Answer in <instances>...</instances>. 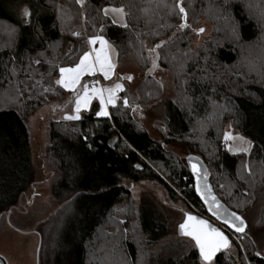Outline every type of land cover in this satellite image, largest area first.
I'll list each match as a JSON object with an SVG mask.
<instances>
[{
  "label": "trees",
  "instance_id": "obj_1",
  "mask_svg": "<svg viewBox=\"0 0 264 264\" xmlns=\"http://www.w3.org/2000/svg\"><path fill=\"white\" fill-rule=\"evenodd\" d=\"M178 3L0 0V216L35 181L29 118L48 103L65 111L82 92L81 87L69 92L56 80L60 67L79 62L89 37H104L116 50V80L125 85L110 118L96 116L100 105L94 101L80 119L50 120L44 159L54 173L51 196L56 202L70 199V205L41 224L38 264H205L194 242L175 239L155 206L138 204L129 186L158 183L171 200L182 199L207 215L186 158L166 150L171 143L204 160L218 197L243 217L264 186V52L257 63L246 59V52L264 47V0H183L185 30ZM107 6L123 8L127 27L103 13ZM25 9L30 16L22 14ZM202 19L214 30L195 47L192 24ZM171 37L159 50L158 69L173 74L176 99L165 103L166 134L155 140L135 122L130 104L162 98L161 82L143 74L133 95L130 81L120 75L130 74L124 70L134 65L145 73L155 57L149 50ZM226 125L252 142L250 152L227 150ZM121 201L137 228L134 236L127 233L131 237L114 214ZM257 229L264 233V208ZM224 231L230 241L237 236ZM238 237L237 256L223 251L212 264H264L248 231Z\"/></svg>",
  "mask_w": 264,
  "mask_h": 264
},
{
  "label": "rangeland",
  "instance_id": "obj_2",
  "mask_svg": "<svg viewBox=\"0 0 264 264\" xmlns=\"http://www.w3.org/2000/svg\"><path fill=\"white\" fill-rule=\"evenodd\" d=\"M105 8L109 9L107 16L115 24L119 26L126 24L124 11L123 14L113 12L111 9L118 7L107 6L103 8V13ZM22 14H24L23 11ZM192 25L194 45L199 47L211 36L214 26L207 19H202ZM199 29H204V31L199 32ZM263 50L264 47L249 50L246 52V59H254L257 63V60L262 58ZM66 52L67 49L64 53ZM125 71L137 76L135 80L128 84L130 92L136 95L141 85L140 77L143 76L144 70L134 65L128 70L125 69ZM157 71L154 77L162 84L163 97L152 103L135 100L130 105L131 108L134 106L131 111L135 122L148 131L155 140H162L166 134L165 121L168 116L165 103H168V99H176V88L173 80L174 76L170 71L162 69ZM5 94L9 95L10 92ZM73 103L62 112L54 111L55 106L50 103L45 104L42 109L29 118L31 151L36 177L32 186L21 196L19 203L9 214L0 216V257L3 259L0 264H38L40 242L38 230L41 224L59 213L69 211L70 199L56 202L51 196L54 173L48 168L44 159V148L48 141L50 120L64 119L65 116L69 115ZM225 134H228V139H225ZM223 139L227 150L231 153H248L252 148V142L230 125L224 127ZM166 150L175 154L180 160H185L189 154L181 143H171L166 147ZM153 153L155 156H160L159 153ZM129 186L131 187L132 196L138 204L147 202L155 206L159 215L168 222L172 236L175 239H182L179 235V225L185 221L186 214L205 216L202 210L193 206V204H189L182 199L171 200L167 191L158 183L143 181L129 184ZM263 208L264 186L257 192L252 208L244 215L248 223V235L254 240L257 248L256 252L260 253V257H264V233L257 229V224ZM114 214L121 220L126 234L130 233L134 236V231L137 228L127 220L124 201L116 203ZM233 235L235 236V234ZM235 239L242 243L241 238L237 235L234 240L230 241V247L225 251L237 256Z\"/></svg>",
  "mask_w": 264,
  "mask_h": 264
},
{
  "label": "snow or ice",
  "instance_id": "obj_3",
  "mask_svg": "<svg viewBox=\"0 0 264 264\" xmlns=\"http://www.w3.org/2000/svg\"><path fill=\"white\" fill-rule=\"evenodd\" d=\"M76 3L83 6L84 0H76ZM179 7V12L182 14V19L186 21L187 13L185 12L184 7L177 5ZM113 12L123 14V8H113ZM109 9H104V14H108ZM25 17L30 16V13L27 9L24 10ZM127 27V24L124 25ZM186 27V22L180 24V28ZM199 32H203L204 29H199ZM73 35H79V33L74 32ZM99 44V48L96 45ZM87 45H89V50H85L82 56L79 57V62L75 64L74 67H60L59 68V79L56 80V84L61 87L75 91L77 86H81L82 94L77 92L76 101H75V113L74 116H65L66 120L80 119L79 113L81 112L82 107L87 108L90 101L93 98L99 100L100 110L96 112L98 117H108L110 113L106 110L108 105L116 106L117 92L122 90V85L116 83L114 87L110 88H98L93 86L91 90L87 84L81 85V78L85 74L95 75L97 72L101 73L105 79L110 77V74L113 71L114 65L111 62L110 50L111 46L108 45V42L101 36H92L88 38ZM107 45V47H106ZM162 45L158 44L155 48L150 49L149 51L154 52L156 48H160ZM127 79H132L127 77ZM124 105H128L127 98H124ZM228 134H225V139H228ZM193 172L197 171V165L192 164ZM199 186H197V192H200ZM207 195L201 193L203 199L208 204L209 211H212L213 214L217 215L218 218L223 219L224 223L229 227L234 228L235 232L243 233L245 230V221L232 213L230 218L222 215L223 212H226V209L219 204L214 196L211 195L210 190L205 189ZM211 197V199H209ZM238 221V223H237ZM180 234L184 237H190L191 240L195 242L196 248L199 250L200 258L205 262V264H212L213 258L221 249H226L230 247L228 237L220 230L213 228L209 225L208 221L199 219L193 215H187L184 223L179 225ZM257 256L260 253L256 254Z\"/></svg>",
  "mask_w": 264,
  "mask_h": 264
},
{
  "label": "water",
  "instance_id": "obj_4",
  "mask_svg": "<svg viewBox=\"0 0 264 264\" xmlns=\"http://www.w3.org/2000/svg\"><path fill=\"white\" fill-rule=\"evenodd\" d=\"M182 2H183V0H179L178 4L183 7ZM185 12H186V10H185ZM187 19H188V15L186 17V21L182 19V23L186 22V27L180 28V30H185L187 28V26H188ZM171 39H172V37L170 39H168L167 41H162V42L158 43V44H160L162 46L160 48H156V50L154 51L155 57L152 59L150 67L144 73V78L145 79L152 78L156 74V72L158 70V67H159V61H160L159 50L164 45H166ZM158 44H156V45H158ZM127 77H131L132 79L129 80V79H127ZM120 79L123 80V81H130L131 82V81H133L135 79V76L132 75V74H125V75H120ZM193 163H195L197 165V171L195 173L193 172V169H192V164ZM186 164H187V166H188V168H189V170L191 172V175L193 177L194 191H195L198 199L200 200V202L202 203V205L206 209L207 215L202 216V215L186 214L185 220L187 218V215H193V216H196L199 219H203V220L208 221V223H209V225L211 227L222 231L226 236H227V234H226V232L224 230H226V231H228V232H230L232 234L238 235V236L244 235L248 231V223H247L246 219L243 216H241L238 213H236L235 211L231 210L218 197L217 193L214 190L212 182H211V173L209 171V168H208L207 164L204 162V160L198 155L191 154V155H189L186 158ZM197 186H199V188L201 190L200 192H197ZM206 187H207L208 190H210L211 195L216 198V200L223 207V209H226V212H223L222 215H224L225 217H229L230 218L231 214L235 213L236 215H238L239 217H241L245 221V230H244L243 233L235 232L234 228H231L227 224H225L223 219L218 218L217 215L213 214L212 211H209L208 204L205 202V200L203 199V196L201 195V193H204L205 195H207V192L205 191ZM209 199H211V197H209ZM237 223H238V221H237ZM221 228H223L224 230L221 229ZM179 235H180V237L191 239L190 237L182 236L180 234V231H179ZM228 239H229V237H228ZM229 243H230V239H229ZM194 244H195V242H194ZM226 249H221L219 252H217V254L215 255V257L213 259H215L221 252L225 251ZM0 261L3 262V259L1 257H0Z\"/></svg>",
  "mask_w": 264,
  "mask_h": 264
},
{
  "label": "crops",
  "instance_id": "obj_5",
  "mask_svg": "<svg viewBox=\"0 0 264 264\" xmlns=\"http://www.w3.org/2000/svg\"><path fill=\"white\" fill-rule=\"evenodd\" d=\"M90 38V37H89ZM104 38V37H103ZM105 39V38H104ZM106 40V39H105ZM107 41V40H106ZM108 42V41H107ZM108 45H110L111 46V50H110V57H111V62L113 63V65H114V68H113V71H112V73L110 74V77L108 78V79H105L104 77H103V75L101 74V73H99V72H97L95 75H88V74H85L84 76H82V78H81V85H83L82 84V82H83V80L85 79V78H92V80L90 81V82H88V83H86L88 86H89V89L91 90V88L93 87V86H95V87H98V88H110V87H114L115 86V84L116 83H119V84H121L123 87H122V90L121 91H118L117 92V96L119 97L118 99H117V102H118V100L120 99V97H121V94L124 92V90H125V86L123 85V83L122 82H120V81H118V80H116V59H117V53H116V50L112 47V45L108 42ZM89 45H88V50H89ZM96 47L97 48H99L100 46H99V44H97L96 45ZM106 47H107V45H106ZM75 66V65H74ZM74 66H69V67H74ZM109 83V84H106V83ZM81 86H77V89L78 88H80ZM65 89V88H64ZM76 89V90H77ZM67 91H69V92H74V91H72V90H68V89H66ZM75 90V91H76ZM81 94H82V92H81ZM76 101V100H75ZM75 101H74V103H73V105H72V107H71V109H70V112H69V115L70 116H74V115H76V113H75ZM94 101H98V103H99V100L98 99H96V98H93L91 101H90V103H89V105H88V107L85 109V108H83L82 107V109H81V112L79 113V115H80V117H81V115L83 114V113H85V112H88L90 109H91V107H92V104H93V102ZM117 102H116V104H117ZM99 105H100V103H99ZM113 106L112 105H108L107 107H106V110L110 113V115L108 116V117H99V118H110L111 117V108H112ZM68 116V115H67Z\"/></svg>",
  "mask_w": 264,
  "mask_h": 264
}]
</instances>
